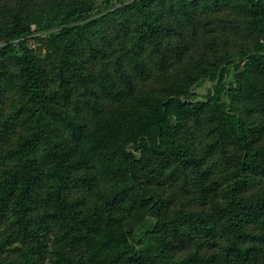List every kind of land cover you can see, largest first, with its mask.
<instances>
[{"label": "trees", "instance_id": "1", "mask_svg": "<svg viewBox=\"0 0 264 264\" xmlns=\"http://www.w3.org/2000/svg\"><path fill=\"white\" fill-rule=\"evenodd\" d=\"M0 264H264V0H0Z\"/></svg>", "mask_w": 264, "mask_h": 264}, {"label": "rangeland", "instance_id": "2", "mask_svg": "<svg viewBox=\"0 0 264 264\" xmlns=\"http://www.w3.org/2000/svg\"><path fill=\"white\" fill-rule=\"evenodd\" d=\"M100 2L103 0H99ZM246 37L244 38V40H247L248 38V33L245 32ZM30 44L33 46H37L39 44V40L38 42L35 41L34 39H31ZM235 70V68L233 66L230 67V71L231 74L233 73V71ZM214 85H215V81H207L205 82L202 86L197 88V91L199 92V96H197L198 99H202L204 98L208 92L211 90V92L213 93L214 90Z\"/></svg>", "mask_w": 264, "mask_h": 264}]
</instances>
